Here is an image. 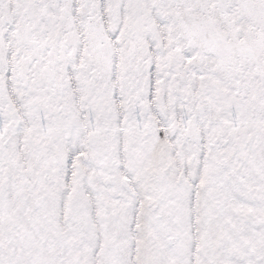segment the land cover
Segmentation results:
<instances>
[{
	"label": "snow or ice",
	"instance_id": "6c2138e0",
	"mask_svg": "<svg viewBox=\"0 0 264 264\" xmlns=\"http://www.w3.org/2000/svg\"><path fill=\"white\" fill-rule=\"evenodd\" d=\"M0 264H264V0H0Z\"/></svg>",
	"mask_w": 264,
	"mask_h": 264
}]
</instances>
